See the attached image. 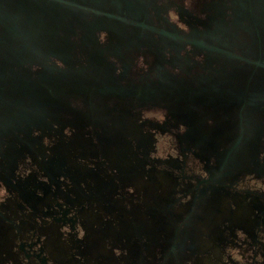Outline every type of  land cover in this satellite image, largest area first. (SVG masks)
<instances>
[{"label": "flooded vegetation", "instance_id": "1", "mask_svg": "<svg viewBox=\"0 0 264 264\" xmlns=\"http://www.w3.org/2000/svg\"><path fill=\"white\" fill-rule=\"evenodd\" d=\"M80 1L104 12L94 21L105 26L97 34L99 45L113 35L131 48L107 61L114 66L105 77L156 90L153 101L130 106L126 114L140 133L153 137L148 166L157 167V175L176 196L174 232L149 242L131 225L132 238H143L132 245L126 241L128 230L118 211L122 204L127 211L134 206L136 191L121 192L113 203L107 187L84 181L92 167L82 166L79 156L69 155L68 166L55 161L52 146L59 138L52 132L59 128L64 144L77 137L76 121L63 115L60 124L54 120L51 131L31 130L40 138L32 150L0 142V185L7 190L0 200V264H25L24 258L27 264H97L101 258L107 261L100 264H240L229 246L244 254L253 251L252 264H261L256 255L264 253V188L252 185L249 177L264 181V20L256 16L257 6L264 3L252 7L248 0ZM20 3L12 0V11L25 20L27 12ZM173 11L178 20L172 19ZM53 59L55 71L66 67ZM41 69L34 65L31 71ZM159 89L176 95L164 98ZM45 93L49 100L47 87ZM151 112H163L164 118L147 114ZM90 116L101 119L96 129L118 125L113 113L94 111ZM5 122L0 120V131L14 125ZM159 145L165 151L175 147L179 155L168 151L167 156L154 157ZM195 161L202 171L196 170ZM209 195L219 200L218 208L205 199ZM131 217L134 223L136 216ZM205 220L210 222L206 228ZM78 225L85 229L83 238ZM140 228L145 229L143 223ZM204 236L211 242L191 249L193 240Z\"/></svg>", "mask_w": 264, "mask_h": 264}, {"label": "water", "instance_id": "2", "mask_svg": "<svg viewBox=\"0 0 264 264\" xmlns=\"http://www.w3.org/2000/svg\"><path fill=\"white\" fill-rule=\"evenodd\" d=\"M11 2L12 0H0V120H5L7 125H14L1 127L0 142L7 143L10 148L20 146L24 150H32L34 141L40 138L32 136L31 130L49 128L51 131L54 129V120L60 124V119L66 115L69 120L76 121V142L64 144L63 140L66 139H60L59 128H55L52 133L59 138L52 146L55 161L68 166L69 155L81 157L93 154L101 159V165L108 164L114 172L119 173L116 184L123 186L126 182L136 180L135 191L140 190L141 195L143 192L144 197L148 198L152 193L153 182L156 181L159 207L163 209L175 202L174 192L165 186L166 183L158 175L157 178L154 177L156 180L151 181L153 177H150L149 172L153 173L155 170V167L148 166L151 135L140 133L131 114H126L130 106L153 101L156 96L155 88L150 85L132 87L119 84L113 79L114 76L105 77L106 72L114 66L107 61L122 57L121 51H130L131 48L125 44L124 39L113 35L105 44L99 45L97 34L105 26L94 21L97 19L96 14L104 12L80 3V0H21L20 9L27 12L24 20L23 14L12 11ZM248 2L256 7L257 3L262 4L264 0ZM256 16L264 20V5L257 6ZM259 33L262 31L259 30ZM53 58L59 59L66 67L55 71L52 62L56 63V59ZM34 65L42 69L33 73L31 68ZM5 82L13 83L8 86ZM45 87L49 90V100H45ZM158 92L160 96L169 99L176 95L172 90L169 92L159 89ZM89 111H102L108 115L113 113L118 125L116 128L104 126L96 129L94 127L100 125L101 119L91 117ZM89 128L94 132L85 131ZM7 129L13 132L5 131ZM190 137L194 139L195 136ZM196 139L200 141L199 144L204 143V138ZM76 165L79 168L83 166L80 163ZM88 171L84 181L90 186L106 187L105 180L110 181V178L103 176L97 169L90 168ZM144 173L150 177V186L143 181ZM108 193L113 195V189L108 188ZM205 199L210 206L217 208L219 200L215 196L209 195ZM138 206L137 204L128 209L130 216L137 217L135 209ZM169 213L173 217L170 233L160 232L165 226H162L164 223L161 224L159 218L156 222L143 219L138 225H134L145 233H140L139 236L145 235L151 242L156 237L159 239V235L172 234L176 217L173 216L175 212ZM142 223L145 229L140 228ZM130 227L129 223H124L125 231L128 230L126 241L132 245L143 237L132 238ZM107 230L112 231L109 227ZM195 244L196 240H193L191 249H195Z\"/></svg>", "mask_w": 264, "mask_h": 264}, {"label": "rangeland", "instance_id": "3", "mask_svg": "<svg viewBox=\"0 0 264 264\" xmlns=\"http://www.w3.org/2000/svg\"><path fill=\"white\" fill-rule=\"evenodd\" d=\"M151 139H153V137ZM119 141H122V140H118V142ZM125 141H126V139H124V142ZM79 158H80L81 164L83 163V164L91 165V167L93 169L99 170V172L103 176H106L107 178H110V181L108 179L105 180L104 186H106L107 189L108 188L113 189L114 194L111 196V201L112 202L113 201L115 202L116 200H118L117 197H118V195H120L121 192L127 191L130 187H133L135 189L134 186L137 185L136 184L137 183L136 180H131L129 182H126L125 184H123V186H120L118 183L116 184V182H118L117 175L119 173L114 172V170H112L109 167L108 164L107 165H101L99 163V161L101 159L97 158V156H95L93 154H88V155H85V156H81ZM154 169L155 170H154L153 173L149 172V174L151 175L150 177L151 178L153 177V179L151 181L156 180V179H154V177L157 178V167H155ZM141 176H142V174H141ZM150 177H148V175H146L145 173L143 174V181H145L147 183V185L152 184L150 182V180H149ZM153 184H154V186L152 185L153 189L151 188L152 193H150V194L147 193V194H149L148 198L144 197L145 193H143V192H142V195H141L140 190L136 191V194H135L136 198L134 200H137V202H135L133 200L134 201V206L137 205V204L139 205L138 207H136V209L134 208L135 211H137L139 213V215L134 219L136 223L135 222L133 223V220L129 221L130 220L129 217H131L130 216L131 214H129L130 211H127V208H128L127 204H122L121 206H119L121 209L118 212L123 214L122 215L123 222L125 223V222L128 221V222H130L129 223L130 225H138L139 222L140 221L142 222L143 219H148L150 221L153 220V221L156 222V220L159 218L161 224L164 223L162 226H165V227L162 228V230H160V232L165 231V233H170V231L172 229V218L173 217L170 215L169 211L174 212L179 207L178 203H176V201H175V203L171 202L170 205L166 206L163 209L161 207H159V205L156 206L155 203H157V201H158L157 200V183H156V181H154ZM132 192H134V191H132ZM175 197L176 196H173V198H175ZM144 199H145V201H144ZM116 206H118V205H116ZM130 208H132V207L129 206V209ZM124 212H125V214H124ZM143 214L145 216H143ZM203 223H204L203 225H205L204 228H206V226H208V225L210 226L209 220H208V222L205 220V222H203ZM211 236H212V234L210 235V237ZM202 237L196 238V244L194 245V248H195L194 250L199 249V247L200 248L203 247L205 243H206L205 245H207V244H209L211 242V238L209 236H208V238H205V236H204V238H202ZM139 241H142V239L139 240ZM147 246L151 247L150 245H147ZM166 249H167L166 251L170 250L169 247H167ZM96 260L99 262L97 264H100L101 262L107 261V260H104L103 258L96 259Z\"/></svg>", "mask_w": 264, "mask_h": 264}, {"label": "clouds", "instance_id": "4", "mask_svg": "<svg viewBox=\"0 0 264 264\" xmlns=\"http://www.w3.org/2000/svg\"><path fill=\"white\" fill-rule=\"evenodd\" d=\"M172 19L174 20H178L177 14L173 11L171 13ZM180 26L182 28H187V25L181 23ZM141 63H143V58H141ZM148 115H156L158 116L160 119L164 118L163 112H151V113H147ZM183 127V126H182ZM168 140H171V137H167ZM160 147V145L158 146ZM168 151H171L173 156L179 155L178 150L175 147L169 148L167 151L163 150L160 147V151L159 152H153L152 155L155 156H167ZM190 164L193 163V161L189 162ZM195 164L197 165V171L200 172L202 171V168L199 166V161H195ZM204 175H207L206 172L203 173ZM249 180H251L252 185H254L255 187H259V188H264V181L261 180H256L253 179L252 177H249ZM243 185H241L242 187ZM128 191L132 192L135 191V189L133 187H130L128 189ZM7 194V190L5 187H3V185H0V200H3L5 195ZM190 198V197H189ZM78 229H79V235L81 238H83V236L85 235V229L78 225ZM67 231V229H65ZM238 235L241 238H245L246 237V233L243 232V230H238ZM261 238L264 239V233H261ZM245 247H247V245H245ZM37 248H39V245H37ZM228 251L232 254L233 258L237 261L240 262V264H252L250 257H252L253 255V251H249L247 254H244L242 252V250L240 248H234L229 246ZM117 254L120 253V249H116ZM25 259V264H27V258ZM225 259L227 260V256L225 257ZM256 260L260 261L261 264H264V253H260L258 255H256ZM49 264H53V262L50 260Z\"/></svg>", "mask_w": 264, "mask_h": 264}]
</instances>
